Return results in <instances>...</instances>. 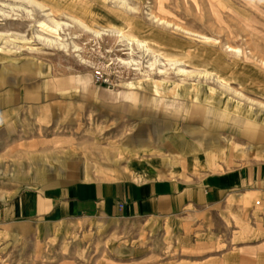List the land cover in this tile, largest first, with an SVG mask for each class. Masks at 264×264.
<instances>
[{
    "label": "rangeland",
    "instance_id": "1",
    "mask_svg": "<svg viewBox=\"0 0 264 264\" xmlns=\"http://www.w3.org/2000/svg\"><path fill=\"white\" fill-rule=\"evenodd\" d=\"M3 1L24 3L34 17L8 7L5 15L0 13V31L30 38L16 40L17 45L0 40V52L6 54L0 53V210L25 189L59 176L55 171L66 164L77 167L84 179L114 180L164 177L182 159L191 160L197 174L213 155L216 168H201L222 172L264 161L262 0H231L235 10L224 0H167L161 12L152 0H66L75 4L73 9L53 0ZM150 12L218 38L221 45L239 47L243 54H226L221 45L154 26ZM50 14L73 24L61 35L68 41L75 37L78 51L37 38L50 35L39 24L49 22ZM72 17L98 30L110 23H141L176 42L165 45L169 52H187L188 60L213 63L231 74V86L244 95L203 80L204 88H218L214 99L201 94L195 99L196 91L184 94L178 107H168L153 96L146 74L135 98L118 95L141 75L116 60L126 57L127 46L112 35H93ZM139 59L145 65L149 57ZM70 74L82 79L78 88L59 84ZM150 76L159 74L150 71ZM168 76L169 83L182 82L183 89L197 82L172 70ZM227 96L232 99L225 104ZM238 98L241 106L235 110L233 99ZM225 137L242 144L243 152L226 148L221 154ZM242 193L166 221L73 217L37 223L7 222L0 216V264H264V192H250L247 202ZM120 243L136 246V254L113 256L112 248Z\"/></svg>",
    "mask_w": 264,
    "mask_h": 264
},
{
    "label": "crops",
    "instance_id": "2",
    "mask_svg": "<svg viewBox=\"0 0 264 264\" xmlns=\"http://www.w3.org/2000/svg\"><path fill=\"white\" fill-rule=\"evenodd\" d=\"M224 3L236 9L231 0H224ZM59 84L80 86L75 74L60 79ZM121 94L133 96L129 90L118 93ZM233 100L234 103L236 100L241 102L240 98ZM225 139L227 142L221 147V154H226V148H230L231 153L243 152L242 144L232 138ZM217 159L216 155L210 156L206 163L200 165L216 168ZM201 166L196 174L191 160L182 159L170 167L164 177L88 180L78 176L79 170L73 164H66L55 171L59 176L50 177L41 185L25 189L15 196L0 210V216L7 222L37 223H55L73 217L166 221L224 202L242 190L244 202L248 201L250 192H264V161L248 162L222 172H210ZM136 249L133 244L120 243L112 248L111 254L117 258H131Z\"/></svg>",
    "mask_w": 264,
    "mask_h": 264
},
{
    "label": "bare ground",
    "instance_id": "3",
    "mask_svg": "<svg viewBox=\"0 0 264 264\" xmlns=\"http://www.w3.org/2000/svg\"><path fill=\"white\" fill-rule=\"evenodd\" d=\"M22 1L24 2V0H22ZM29 1L33 2L35 0H28V2ZM53 1H55V3L61 4V7L65 8V9L66 8L73 9L75 6V4L66 3V0H53ZM0 2H1L0 13H3V15H5V13H6L4 8L8 7L14 11L17 9H18L17 11H19V10L20 11H22V10L26 11L27 14H29L31 16L28 18L34 17L32 11L23 5L24 3L22 5H20V4L16 5V4H11V3L5 2L3 0ZM35 2H37V1H35ZM166 2H167V0H152L151 1V3L153 5H155L160 12L162 10H164V5ZM123 5H126V4L124 3ZM128 6H130V5H128ZM44 7H46V6H44ZM128 8L132 9L131 6ZM150 11H152V10L150 9ZM51 14H50V16H51ZM149 15L151 17V23L154 26L161 27V28L163 27L166 29L168 28V29H171V30L176 31L178 33L185 34V36L187 35L189 37H193L194 39L196 37V38H198L204 42L211 43L213 45H221V41L218 38L208 36L204 33L203 34L198 33V31L194 32L193 30L192 31L188 30L189 28L186 29L185 27H183L184 24L181 25V23H180V25H179L178 22L177 23L175 21L172 22V20H169L166 17H164L163 15H160V13L150 12ZM55 16H51L49 18V22H46V21L39 22V24L42 27H44L50 35L45 36V37L42 36L43 37L42 38L39 34H37V38L43 39V41H45L48 45H52V46H55L57 48L67 49L68 47H70V45H72V47L76 51H78L80 49V47L74 41L75 37L71 38L70 41H68V39L63 38V36L61 35V33H63V32L65 33V27L66 28L72 27L73 24L69 23L67 21H64V20L55 19L54 18ZM72 21L75 24H77L78 26H80L81 28L91 31L93 33V35H95L97 37H100L103 34L112 35L117 40L125 43V45L127 46V48H126L127 52H125L123 54H125L126 57H119L118 56L116 58V60L118 61L119 64L129 66L133 70H139L141 73V75L137 78V80L130 81L127 83L129 91L133 94L134 98L138 94L137 89H143L144 88L143 83L146 79L142 78L141 76L142 75L144 76L145 74L149 76L150 89L153 93V96L157 99V101L160 104H165V106H168V107L177 106V105L181 104V99H183L184 94H190V93H193L196 91L198 92V95L196 96V94H195V97H196L195 99L198 98L199 94L203 95V98L205 97V99L207 101H211L212 99H214L218 88L216 86L211 85V84H205V88H204V86H201L203 80L214 81L217 84H219L220 87L227 89V90H231L240 97L244 95L241 91L236 90L231 86V84H230V79L232 78L231 74H230V76L226 75L225 73H223L222 69H219L213 63L205 64V63H200V62L199 63L192 62V61L188 60L189 54L187 52H185V53H178V52L171 53V52H169L165 48V45H167V44L168 45H175L176 42L174 40H172L171 38L164 37L161 33L157 32L155 30L147 31L146 28L141 23L127 24L125 26L124 25H118L116 23H110L106 27H103L101 30H98V29H92L80 17H72ZM198 26H200V25H198ZM34 33H32L33 38H35V36H36ZM29 39L30 38L25 37V36L21 35L20 33L0 31V40H2L4 43L17 45L16 40H29ZM219 47H222L224 49V51L226 52V54H231V55H235V56L236 55L241 56V54H243V49H241L239 47H235V46L230 45V44H222ZM136 48L139 50L138 52H135ZM248 52H250V51H248ZM137 53H138V55H137ZM134 54H136L137 56ZM251 55H252V53H251ZM143 56L149 57V59L146 61L145 65L139 59L140 57H143ZM80 57H81L82 61H85V60H83L82 56H80ZM254 60H256V59H254ZM262 63H264V62H262ZM188 64H191L192 67L191 68L186 67ZM258 65H260V64H258ZM141 66L143 67V69L141 68ZM169 70L170 71L172 70L173 73H175L177 76H184L185 78H193V79L195 78V79H197V82H194L189 88L183 89L182 82L173 81L172 83H169L167 81V78L169 77L168 76ZM142 71H144V72L142 73ZM150 71H155L156 73L159 74V76L157 78L151 77ZM184 79H181V80H184ZM81 81H82V79L78 77V82L80 84H81ZM201 91H203V94L201 93ZM229 98L230 97L227 96V102H225V104L228 103ZM240 105H241V102L239 100H236V103L233 107L235 108V110H239Z\"/></svg>",
    "mask_w": 264,
    "mask_h": 264
}]
</instances>
